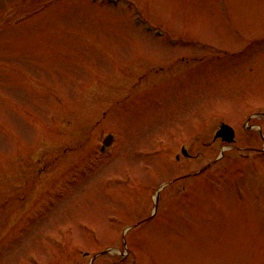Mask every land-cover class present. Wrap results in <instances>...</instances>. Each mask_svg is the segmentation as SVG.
Masks as SVG:
<instances>
[{
  "label": "rangeland",
  "instance_id": "1",
  "mask_svg": "<svg viewBox=\"0 0 264 264\" xmlns=\"http://www.w3.org/2000/svg\"><path fill=\"white\" fill-rule=\"evenodd\" d=\"M263 149L264 0H0V264H264Z\"/></svg>",
  "mask_w": 264,
  "mask_h": 264
},
{
  "label": "water",
  "instance_id": "2",
  "mask_svg": "<svg viewBox=\"0 0 264 264\" xmlns=\"http://www.w3.org/2000/svg\"><path fill=\"white\" fill-rule=\"evenodd\" d=\"M218 137H222L224 141L229 142V143H232L235 140V131H234V129L231 126H229L227 124H223L221 126L220 131L216 135V138H218ZM111 138L112 137H109V139H107L105 141V144L106 145L109 143V141L111 140ZM183 153L185 155L188 154L187 151H186V149H183Z\"/></svg>",
  "mask_w": 264,
  "mask_h": 264
},
{
  "label": "flooded vegetation",
  "instance_id": "3",
  "mask_svg": "<svg viewBox=\"0 0 264 264\" xmlns=\"http://www.w3.org/2000/svg\"><path fill=\"white\" fill-rule=\"evenodd\" d=\"M188 158L192 159V158H196V157H194L193 155H191V156H190V157H188ZM179 159H180V158H179ZM179 159H178V160H179Z\"/></svg>",
  "mask_w": 264,
  "mask_h": 264
}]
</instances>
